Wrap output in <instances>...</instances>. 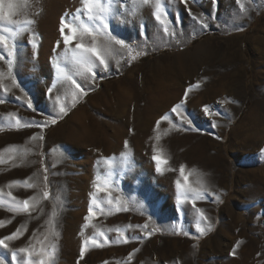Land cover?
Here are the masks:
<instances>
[{"label": "rangeland", "instance_id": "rangeland-1", "mask_svg": "<svg viewBox=\"0 0 264 264\" xmlns=\"http://www.w3.org/2000/svg\"><path fill=\"white\" fill-rule=\"evenodd\" d=\"M155 2L94 0L107 14L94 7L92 21L82 0H15L13 23L0 21L15 51L0 45V239L21 230L0 247L4 264H77L85 239L80 264H264V0H160L167 34ZM62 19L78 30L72 48L92 46L84 27L112 40L107 71L95 57L84 76L65 63ZM189 88L181 111L195 131L171 112Z\"/></svg>", "mask_w": 264, "mask_h": 264}, {"label": "snow or ice", "instance_id": "snow-or-ice-1", "mask_svg": "<svg viewBox=\"0 0 264 264\" xmlns=\"http://www.w3.org/2000/svg\"><path fill=\"white\" fill-rule=\"evenodd\" d=\"M143 4L148 5L150 3V0H142ZM215 2V0H214ZM82 3L85 5V9L86 11L89 13L88 15V19L95 21L97 19V16H93L92 12H93V8L95 7L96 9H98L99 13H103L104 15L107 14V10L100 7L98 4L94 3V0H82ZM180 3H183L185 5V7L187 8V0H180ZM237 3H239V0H237ZM17 4L15 3V0H7V3H5V0H0V21H4L8 24L13 23L12 21V17L16 14L17 11ZM189 14L191 15V11L189 10ZM155 20L164 26V32L167 34L169 32V28L168 25L165 22V18L166 17V13L164 8L161 6L160 0H156L155 2V12L153 13ZM79 17L77 16V19ZM192 19L194 22L200 23L201 26L203 28H207L208 24L207 22H205L204 20L198 18L197 16L193 15ZM32 21H27L26 24H31ZM101 25L102 28L104 30H106L108 28V24L103 22V19H101ZM25 29H22L21 31H23ZM77 28L74 27L72 24H69L68 22H66L65 20H61L59 23V33H60V37L61 40L63 42V48L64 51L60 54V56L63 58V60L65 61V63L71 64L74 68H76L77 70V74L79 75H86L89 72H92L94 65L93 62V57H95L96 60L99 61L100 65L104 66V70L107 71L108 69V64L106 62L105 56L106 55H111L113 48H112V40L106 38L100 45L96 44V36L93 35L92 30H90L88 27H84L83 28V33L88 35V36H92L93 38V43L92 46H86L84 43L81 42H77L75 44V47L72 48L70 47V45L72 44L73 40L76 38L77 36ZM97 31H100V29L98 28ZM115 43L120 45L121 47H123V42L120 40H115ZM0 45H3L4 48L8 51V56L14 58L15 57V51L14 48L9 47L8 42L6 41L5 37L0 35ZM33 48L36 47V44L33 42L32 44ZM60 42L58 41L56 44V47L59 48ZM102 53L104 55H102ZM0 59H4V57H0ZM12 65H13V59H9L8 60V74L9 76L11 75V70H12ZM55 68H56V72H57V78L58 81L59 80H63V81H67L70 79V77L65 74L64 69L61 68L59 63H55L54 64ZM93 76H95V74H93ZM71 83L73 85H75V87L77 89H79L81 86L79 83H77L75 80H72ZM53 87H55V85H53ZM191 89L189 88L187 91H185L184 93V99L181 100L180 103H177L174 107H172L171 112L175 113L177 115H179L180 117H182L185 122L188 123L189 128L193 131H195L194 128H191V121H188L186 117H184L183 112L181 111L184 107V104L186 103L187 100V96H188V91H190ZM48 92L51 93L52 92V88L48 89ZM17 100H20V97H16ZM57 101H59V97L56 98ZM27 107L28 108H32L33 105L31 103L30 100L27 101ZM203 111L205 113H208L209 109L207 107H205L203 109ZM59 114L60 115H66V109L64 106H60L59 108ZM168 117L165 116L164 119H167ZM49 121H44L43 123H36L33 122L32 124L29 125H25V127H31V126H35L37 128H44L48 126ZM51 124H56V119H52L50 121ZM158 123V122H157ZM215 126V125H213ZM17 127H20V122L17 121ZM40 139H43V137H39ZM35 139V137H34ZM157 139H159V137H157ZM125 148H127V142H125ZM153 156L152 159L153 161H155L156 164V171L157 172H161L162 171V165L166 164L167 161L163 160L161 158V156L159 155V153H156V150L153 149ZM261 155L264 156V149L261 150ZM180 176L183 178L184 184L182 185L180 180L176 181V187L177 189H180L182 187H186L188 184V175L185 174V168L184 166L180 167ZM27 183V182H25ZM101 189H97V191H100ZM192 192H194L196 195H200L201 193L197 190V189H191ZM11 195V194H9ZM48 193L45 192L44 196L45 198H47ZM13 199H15L13 197ZM109 204H112V200L109 199L108 201ZM119 203V201L117 202ZM93 204H95V200H93ZM193 206L195 207V202L193 201ZM17 206H14L12 209V211L16 210ZM29 207V203L27 200L23 201V210L27 211ZM121 211H127V205L124 204L120 207ZM196 212L199 214L200 219L201 220H206V217L204 216V213L202 212L201 209L196 208ZM94 215L93 213V209L92 207H89L88 209V216L85 217L86 220H90L92 218V216ZM51 223V222H50ZM85 227H88L87 224H85ZM139 227V226H137ZM198 231H200V233L203 235L205 232V229L200 227V224L197 223L196 225ZM144 229L148 228V225L145 224L143 225ZM211 228V225H209V229ZM20 229H17L15 232H13L11 235L9 236H5L3 239H0V247L3 248H8V244L6 243V241H11L14 238L19 237L20 235ZM116 232L119 234L118 236V242L121 243H128V239L124 238V234L120 229H116ZM99 235H103V233H99ZM149 236H151V232L148 233ZM89 239H85L83 241V244L80 247L79 250V259L77 260V264H80L81 260L85 259V254L88 250V244H89ZM91 243L93 245H95L96 247H102L103 244L108 243V239L107 237L104 238V240L102 242H97L96 238L93 237L91 239ZM20 252H25L27 251L26 249H20ZM136 251H139V249H136ZM13 260L16 259V253L13 252ZM134 255V253H130L128 260L131 261L132 256ZM233 255H235V250H233ZM0 264H4L3 260H0ZM39 264H45V261L43 259L39 260Z\"/></svg>", "mask_w": 264, "mask_h": 264}, {"label": "bare ground", "instance_id": "bare-ground-1", "mask_svg": "<svg viewBox=\"0 0 264 264\" xmlns=\"http://www.w3.org/2000/svg\"><path fill=\"white\" fill-rule=\"evenodd\" d=\"M263 42V41H262ZM263 44V43H262Z\"/></svg>", "mask_w": 264, "mask_h": 264}]
</instances>
